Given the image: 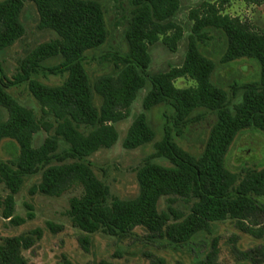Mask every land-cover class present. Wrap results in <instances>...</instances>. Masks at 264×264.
<instances>
[{"label": "trees", "instance_id": "16d2710c", "mask_svg": "<svg viewBox=\"0 0 264 264\" xmlns=\"http://www.w3.org/2000/svg\"><path fill=\"white\" fill-rule=\"evenodd\" d=\"M24 1L34 3L38 27L53 30L56 37L31 50L11 77L0 61V108L7 113L0 119V144L10 140L17 149L13 159L0 160V183L8 189L0 201L3 218L23 221L13 215L14 195L25 176L40 172L37 189L44 195L59 196L74 184L82 187L79 196L69 199L67 214L72 225L85 233L79 237L85 249L90 243L88 234L133 237L135 228L143 229L147 240L183 248L227 219L243 232L262 235L256 226L264 219V165L233 171L226 166L225 157L242 131L264 134V28L224 13L228 0L202 2L188 14L192 25L182 64L149 73L148 46L160 40L175 52L183 37V28L175 20L180 0H129L126 50L100 55L99 60L107 62L110 71L91 78L85 67L87 51L100 47L108 36L100 2L0 0V52L24 34L20 19ZM217 35L224 44L219 62L253 60L258 65L256 79L234 81L228 85L229 91L212 81L216 62L202 47ZM50 59L58 60L45 64ZM41 73L59 77L60 82L43 83L37 78ZM179 77L192 79L194 85L176 87L174 81ZM147 82L150 88L142 108L162 105L170 112L163 113L158 139L144 112L130 123L122 146L134 149L152 143V150L136 169L137 195L122 199L111 194L108 185L95 175L88 157L116 143L115 124L129 116L137 92ZM21 83H26L39 105L38 114L5 91ZM238 92L241 99L232 111L231 98ZM198 110H202L200 114H196ZM208 113L214 122L201 152L193 154L178 139L190 123ZM40 130L50 134L33 146V136ZM162 196L166 197V209L159 211L157 203ZM177 199L189 204L187 213L174 208ZM40 235V228H35L5 237L0 242V264H28L23 251ZM217 255L218 238L214 236L203 259L194 264H230L218 262ZM241 256L251 264L264 263L261 247L241 252ZM164 262L157 256L149 264Z\"/></svg>", "mask_w": 264, "mask_h": 264}, {"label": "rangeland", "instance_id": "374dc122", "mask_svg": "<svg viewBox=\"0 0 264 264\" xmlns=\"http://www.w3.org/2000/svg\"><path fill=\"white\" fill-rule=\"evenodd\" d=\"M104 11L108 36L100 47L87 51L85 67L91 78L110 71L107 62L99 60V56L108 52H124L126 43L124 28L129 14V0H97ZM217 2L219 0H180L179 10L175 16L177 23L183 28L184 34L178 43L177 50L171 52L159 40L148 46L150 64L148 72L166 71L171 67L180 66L184 60L187 36L190 33L192 21L188 14L190 9L202 2ZM223 12L230 16H237L247 20L257 28H264V3L248 4L244 0H228L223 5ZM20 19L24 26V34L11 46L0 52V61L8 77H11L22 60L31 50L40 43L56 37L53 30L38 27V13L34 3L24 1ZM224 48L222 39L217 35L202 47L204 53L216 62V69L212 81L229 91L228 85L234 81L243 82L258 77V65L249 59H238L228 64H221L219 57ZM58 59H50L45 64L50 65ZM41 82L54 85L60 78L41 73L37 77ZM176 87L184 88L194 85L188 77H179L174 81ZM147 82L136 95L130 106L127 118L115 124L118 139L110 148L99 149L88 157L95 175L108 185L110 193L122 199H130L137 195L138 184L136 169L141 165L144 157L152 150V143H147L134 149H126L122 141L127 129L141 112L146 114L150 126L156 132L158 139L164 122L163 113L170 110L162 105L154 106L149 110L142 108V99L149 90ZM5 91L23 106L32 108L39 113V105L30 94L26 83L6 87ZM230 96V93H229ZM241 93L231 98L230 108L239 102ZM202 110L196 111L200 114ZM197 116V115H196ZM7 113L0 108V119L4 120ZM214 116L206 114L202 119H196L178 139L179 144L193 154H199L204 146ZM43 130L34 134L32 144L39 145L49 135ZM16 145L10 140H3L0 144V160L9 161L16 156ZM226 166L239 171L244 167H261L264 165V134L254 130H245L239 133L232 142L225 157ZM40 172L25 176L19 190L14 195L13 215L22 218V222H10L1 216L0 205V242L7 236L26 234L35 228H40V238L35 244L23 251L28 264H99L103 261L109 264H149L157 256L164 258V264H194L203 259L208 250L212 237L218 238L217 261L230 264H251L244 260L241 252L261 247L264 250V219L256 227H260L262 235L259 237L239 230L232 220L217 222L212 233H203L188 246L174 248L163 241H150L144 235L145 231L135 228V236H111L102 232L88 234L90 243L83 248L79 237L85 233L72 225L68 216L69 199L79 196L82 187L74 184L59 196H47L37 189L40 182ZM8 189L0 183V201L6 196ZM264 202V197L261 198ZM166 197L159 198L158 210L166 209ZM181 212L189 211V204L181 199L173 204ZM56 227H59L56 228ZM264 264V263H261Z\"/></svg>", "mask_w": 264, "mask_h": 264}]
</instances>
